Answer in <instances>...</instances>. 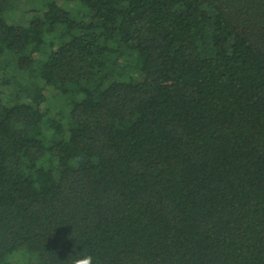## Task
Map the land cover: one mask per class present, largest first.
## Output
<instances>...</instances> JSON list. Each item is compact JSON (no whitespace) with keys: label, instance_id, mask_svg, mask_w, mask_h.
Returning a JSON list of instances; mask_svg holds the SVG:
<instances>
[{"label":"trees","instance_id":"1","mask_svg":"<svg viewBox=\"0 0 264 264\" xmlns=\"http://www.w3.org/2000/svg\"><path fill=\"white\" fill-rule=\"evenodd\" d=\"M9 1L0 264H264V0Z\"/></svg>","mask_w":264,"mask_h":264},{"label":"rangeland","instance_id":"2","mask_svg":"<svg viewBox=\"0 0 264 264\" xmlns=\"http://www.w3.org/2000/svg\"><path fill=\"white\" fill-rule=\"evenodd\" d=\"M52 0H10L7 3L5 10L1 13L3 19L14 25H26L31 18L40 12L44 5ZM59 6L65 9L76 8L77 2H67L66 0H54ZM45 94L49 97L50 114L53 115L60 109H64V103L57 101L52 97L51 91H45ZM53 98V99H52ZM37 257L34 254H30L25 250H18L11 255H8L7 259L2 264H34Z\"/></svg>","mask_w":264,"mask_h":264},{"label":"clouds","instance_id":"3","mask_svg":"<svg viewBox=\"0 0 264 264\" xmlns=\"http://www.w3.org/2000/svg\"><path fill=\"white\" fill-rule=\"evenodd\" d=\"M69 264H95L93 255L80 254L69 256Z\"/></svg>","mask_w":264,"mask_h":264}]
</instances>
